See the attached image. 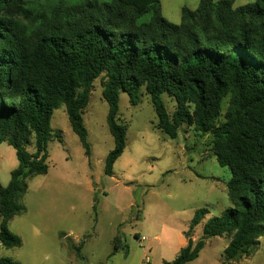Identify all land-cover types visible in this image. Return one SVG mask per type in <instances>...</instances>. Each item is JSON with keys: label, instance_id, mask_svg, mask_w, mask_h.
I'll return each instance as SVG.
<instances>
[{"label": "trees", "instance_id": "1", "mask_svg": "<svg viewBox=\"0 0 264 264\" xmlns=\"http://www.w3.org/2000/svg\"><path fill=\"white\" fill-rule=\"evenodd\" d=\"M235 4L200 0L195 9L184 7L174 24L160 0H0V143L12 146L19 162L9 184H0L6 249L22 245L10 222L25 211L29 180L48 174L52 118L60 107L91 156L83 116L99 79L115 139L106 175L127 147L122 91L134 105L148 95L157 127L170 138L184 127L212 136L217 162L231 170L232 207L209 219L196 241L194 230L209 214L198 210L187 245L164 264L195 261L216 237L230 240L223 264H238L258 249L264 237V0ZM164 95L175 103L172 113ZM114 242L122 244L118 236ZM74 249L79 254L82 246ZM0 264L21 263L0 258Z\"/></svg>", "mask_w": 264, "mask_h": 264}, {"label": "rangeland", "instance_id": "2", "mask_svg": "<svg viewBox=\"0 0 264 264\" xmlns=\"http://www.w3.org/2000/svg\"><path fill=\"white\" fill-rule=\"evenodd\" d=\"M255 1L238 0L236 6ZM102 92L99 79L83 116L90 157L71 127L66 107L55 111L48 174L29 180L25 211L10 222L22 245L6 249L0 243V258L21 264H164L177 257L198 210L208 209L209 214L194 230L196 241L209 219L232 207L227 188L232 173L217 162L212 136L184 127L176 139L170 138L157 127L148 95L134 105L128 93L121 92L119 117L128 126L127 147L113 175H106V158L115 139ZM164 99L172 113L175 103L168 95ZM18 166L15 149L0 143L2 186L9 184ZM117 236L122 241L119 248ZM228 244L229 238H212L200 258L189 264L217 261ZM77 246H82L79 254ZM253 254L254 264H264V237Z\"/></svg>", "mask_w": 264, "mask_h": 264}, {"label": "crops", "instance_id": "3", "mask_svg": "<svg viewBox=\"0 0 264 264\" xmlns=\"http://www.w3.org/2000/svg\"><path fill=\"white\" fill-rule=\"evenodd\" d=\"M161 4H162V12H163V16L170 22L174 23V24H180L181 23V13H182V9L184 7H188V8H191V9H195L198 7L199 3H200V0H160ZM237 2L238 0H236V4L235 6L237 5ZM237 7V6H236ZM18 168V167H17ZM15 170V169H14ZM13 171V170H12ZM222 240L223 238L225 237H216V239H219ZM197 238L194 237V240H196ZM211 241L208 240L207 241V244L205 246V248L203 249V251L200 253V256L202 255V253L205 251L207 245L209 244V242ZM230 242V240H229ZM187 245V240H183L182 242V245H181V248L186 246ZM228 246V245H227ZM227 246L224 248L226 249ZM224 249V251H225ZM180 251V250H179ZM179 253V252H178ZM178 255V254H177ZM222 255L223 254H219L218 257H217V261H213L212 263L210 262L209 264H222ZM253 255L252 254L250 257L248 258H244L242 259L238 264H254L252 261V258H253ZM200 256L198 257V259L200 258ZM196 259V260H198ZM195 260V261H196ZM194 262V261H193ZM192 263V262H190ZM189 264V263H188Z\"/></svg>", "mask_w": 264, "mask_h": 264}, {"label": "built area", "instance_id": "4", "mask_svg": "<svg viewBox=\"0 0 264 264\" xmlns=\"http://www.w3.org/2000/svg\"><path fill=\"white\" fill-rule=\"evenodd\" d=\"M144 240V239H143Z\"/></svg>", "mask_w": 264, "mask_h": 264}]
</instances>
